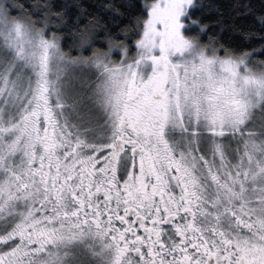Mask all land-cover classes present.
Instances as JSON below:
<instances>
[{
  "label": "snow or ice",
  "instance_id": "1",
  "mask_svg": "<svg viewBox=\"0 0 264 264\" xmlns=\"http://www.w3.org/2000/svg\"><path fill=\"white\" fill-rule=\"evenodd\" d=\"M0 264H264V0H0Z\"/></svg>",
  "mask_w": 264,
  "mask_h": 264
}]
</instances>
